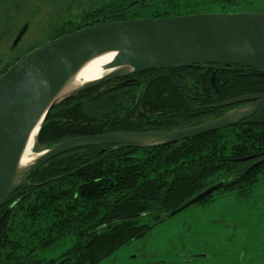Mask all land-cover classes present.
<instances>
[{"label":"trees","instance_id":"trees-1","mask_svg":"<svg viewBox=\"0 0 264 264\" xmlns=\"http://www.w3.org/2000/svg\"><path fill=\"white\" fill-rule=\"evenodd\" d=\"M205 5L218 9L201 8ZM237 5V0H108L91 5L79 23H67L53 38L98 23L236 12ZM261 92L264 74L246 66L168 65L64 98L48 111L36 142L49 148L80 135L192 127L249 100L210 104ZM263 175L264 107L233 125L174 143L70 149L37 167L0 203V264H99L204 189L220 185L197 203L215 193L235 192L243 199ZM59 246L64 249L58 257L41 256Z\"/></svg>","mask_w":264,"mask_h":264},{"label":"water","instance_id":"water-1","mask_svg":"<svg viewBox=\"0 0 264 264\" xmlns=\"http://www.w3.org/2000/svg\"><path fill=\"white\" fill-rule=\"evenodd\" d=\"M29 26L18 30L11 48ZM115 51L105 68L129 66L130 71H110L52 101L62 84L92 54ZM237 64L264 74V14L249 12H199L172 17H146L98 23L55 37L17 60L0 76V203L40 165L73 148L90 144L174 143L237 123L264 107V92L240 95L209 106L244 100L221 116L192 127L172 131L111 132L80 135L41 151V155L14 183L16 165L25 141L44 113L64 98L108 80L168 65ZM214 72L210 78L214 85ZM40 124V127H41ZM39 127V129H40ZM39 132V130H38ZM220 185L196 194L170 214L185 209Z\"/></svg>","mask_w":264,"mask_h":264},{"label":"rangeland","instance_id":"rangeland-1","mask_svg":"<svg viewBox=\"0 0 264 264\" xmlns=\"http://www.w3.org/2000/svg\"><path fill=\"white\" fill-rule=\"evenodd\" d=\"M107 1L0 0V72L58 35L67 23H79L91 5ZM237 3L236 12L264 14V0ZM27 20V31L11 48ZM45 148L36 142L37 152ZM243 197L238 199L235 192L215 193L206 202L196 201L152 222L149 233L121 246L99 264H264V175ZM63 249H48L41 256L56 258Z\"/></svg>","mask_w":264,"mask_h":264},{"label":"bare ground","instance_id":"bare-ground-1","mask_svg":"<svg viewBox=\"0 0 264 264\" xmlns=\"http://www.w3.org/2000/svg\"><path fill=\"white\" fill-rule=\"evenodd\" d=\"M115 51H105L98 54H92L71 76L62 84L56 92L52 101L60 99L70 94L83 84L98 79L107 72L121 69L122 71H130L129 66H117L113 68H105V65L112 61ZM44 113L40 116L37 123L31 129L27 140L21 150L13 182L17 183L25 170L41 155V152L35 151L36 137L42 121Z\"/></svg>","mask_w":264,"mask_h":264}]
</instances>
